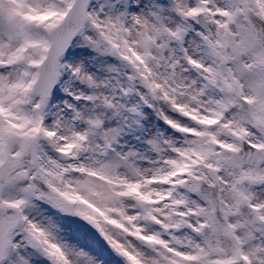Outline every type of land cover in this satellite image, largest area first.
I'll return each mask as SVG.
<instances>
[{
    "label": "snow or ice",
    "instance_id": "6c2138e0",
    "mask_svg": "<svg viewBox=\"0 0 264 264\" xmlns=\"http://www.w3.org/2000/svg\"><path fill=\"white\" fill-rule=\"evenodd\" d=\"M0 264H264V0H0Z\"/></svg>",
    "mask_w": 264,
    "mask_h": 264
}]
</instances>
